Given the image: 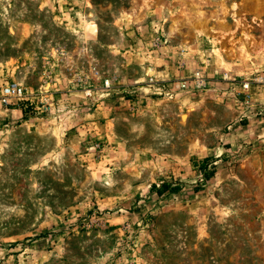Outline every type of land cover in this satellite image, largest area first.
Listing matches in <instances>:
<instances>
[{"label": "rangeland", "instance_id": "obj_1", "mask_svg": "<svg viewBox=\"0 0 264 264\" xmlns=\"http://www.w3.org/2000/svg\"><path fill=\"white\" fill-rule=\"evenodd\" d=\"M9 81L0 264H264V0H0Z\"/></svg>", "mask_w": 264, "mask_h": 264}, {"label": "crops", "instance_id": "obj_2", "mask_svg": "<svg viewBox=\"0 0 264 264\" xmlns=\"http://www.w3.org/2000/svg\"><path fill=\"white\" fill-rule=\"evenodd\" d=\"M166 73L167 71H165L163 74H166ZM15 104L16 103H11L10 106H6L2 103V101H0V124L9 125V124H13V123L19 122L22 119H24L26 115L25 110L23 108L17 107ZM96 113H98V111H95L94 116H96ZM246 114L247 113L244 111V109L240 112L241 116L242 115L244 116ZM253 116H250V117L253 118V120L257 122V125L253 127V131L249 133H243L245 131L244 129L243 130L241 129L242 127H236L232 133H230L229 135H226V138H232L233 142H238V141H242L240 140V138L243 140H246L247 137L249 136H253V139L255 140L264 137V116L261 118H257L256 120L254 119ZM234 138H238V139H234ZM219 155L220 154H218V156Z\"/></svg>", "mask_w": 264, "mask_h": 264}, {"label": "built area", "instance_id": "obj_3", "mask_svg": "<svg viewBox=\"0 0 264 264\" xmlns=\"http://www.w3.org/2000/svg\"><path fill=\"white\" fill-rule=\"evenodd\" d=\"M198 87L204 86V83H198ZM249 85H246L248 87ZM27 93L25 91V88L16 81H9L6 82L1 88H0V101L4 105H10L11 103H14L17 101H22L27 99Z\"/></svg>", "mask_w": 264, "mask_h": 264}, {"label": "trees", "instance_id": "obj_4", "mask_svg": "<svg viewBox=\"0 0 264 264\" xmlns=\"http://www.w3.org/2000/svg\"><path fill=\"white\" fill-rule=\"evenodd\" d=\"M164 189H166V185H164L162 189H159V192H163Z\"/></svg>", "mask_w": 264, "mask_h": 264}, {"label": "bare ground", "instance_id": "obj_5", "mask_svg": "<svg viewBox=\"0 0 264 264\" xmlns=\"http://www.w3.org/2000/svg\"><path fill=\"white\" fill-rule=\"evenodd\" d=\"M198 17H199V19L201 20L202 16H198Z\"/></svg>", "mask_w": 264, "mask_h": 264}]
</instances>
